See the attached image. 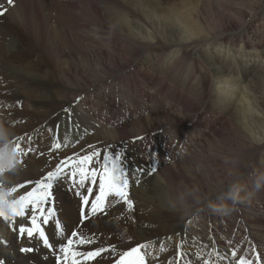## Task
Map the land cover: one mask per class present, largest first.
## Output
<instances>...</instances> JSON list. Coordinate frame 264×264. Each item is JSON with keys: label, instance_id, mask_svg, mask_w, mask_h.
<instances>
[{"label": "bare ground", "instance_id": "obj_1", "mask_svg": "<svg viewBox=\"0 0 264 264\" xmlns=\"http://www.w3.org/2000/svg\"><path fill=\"white\" fill-rule=\"evenodd\" d=\"M255 4L262 5L260 10L262 15L260 17L255 16V20L248 23L245 22L237 28L236 17L239 15V10L242 7L246 8L249 11V15H251L253 12L252 6ZM0 5L7 7V12L0 15V73L4 74L6 70L13 72L16 68H20L29 79H32L30 71L35 65L33 66V62L29 61V56L23 52L26 39L20 32L21 28L26 31L36 28L38 31L37 39L41 40V43L44 42L46 48L55 50L58 56H61L63 54V49H61V42L63 43L62 35H66L65 32L67 31L65 24L68 26L72 24V27H75V21H80V27H75V30L86 31V33L81 35L83 38L88 39V44H84V46L81 44L83 49L76 51L80 53V59L84 64H87V68L92 63L89 52L93 50L96 42L90 38L91 34L100 38L104 37L107 42L114 43L113 34L108 33L110 29H114L120 34L122 47L127 50L129 64L133 60L136 61L138 59L139 61L135 70L123 76V78L121 77L116 82H113L114 79H110L111 87L108 80L104 81L107 85L103 93L107 92V90L110 93L112 89L114 95L116 91H119L117 93L119 101L124 103V105L128 103L136 108L135 114L136 117H139V120H136L133 124L134 129L138 127L139 123L146 126L147 121L144 115H147V112L152 110L163 108L162 100H167V103L170 102L173 105H179L185 117L192 113L191 106H194L198 99L210 97L209 100L212 103L206 106L208 111L206 120H204V117L202 120L196 119L198 125L206 127L201 136L206 135L207 139H209L211 137L209 132L222 136L223 131L219 130L220 128H216L215 125L221 122L220 126L223 125L227 128L231 123L230 129L244 146L259 150L260 153L249 155L258 163V166L263 167L260 171L264 173V0H237L234 5L230 4V0H14L13 5H8L7 0H0ZM240 5L241 8H239ZM230 29L235 32H229ZM41 47L44 51L43 46ZM37 48L39 47L37 46ZM37 55L40 56L39 54ZM18 60L20 62H17ZM72 65L73 63L68 61L63 67L72 70ZM100 70L105 69L100 68ZM77 71L79 72V68H77ZM3 80L6 81L7 79L4 78ZM70 83L78 85L75 82L70 81ZM71 84L68 86L75 88ZM0 88H11V84L5 83V85H0ZM27 88L26 86L25 89ZM147 88H151L152 91L148 92ZM61 89L57 88L53 92L50 91L49 97L65 98L67 96L66 91L64 90V95H62ZM43 92L41 91V94H38L39 99H42L47 93L46 91ZM93 93L79 100L76 98L78 100L76 104L83 110V116L86 115L91 119L96 116L97 98L99 97ZM16 95L21 98V95ZM11 107L15 108L16 106L13 105ZM17 108L19 107L17 106ZM75 111L79 112V109L76 108ZM11 119L12 116L8 119V131L0 130V157L5 161L6 167L10 170L12 176L14 175L13 181L16 184L13 187V191L16 201L27 193L25 185L21 183L27 176L23 172L20 177H15L20 170L18 169L19 167H15L13 161L24 162V158L19 154L18 150L23 131L21 134L15 132L13 126L17 121L11 124ZM150 120L154 121L153 115L150 116ZM164 120L166 125L169 124L168 118H164ZM31 121L28 123L30 126L36 123ZM0 123L1 125H6L4 117L1 118ZM62 125L66 126L67 124ZM97 125V122L93 121L92 126L97 127ZM145 128L148 129L147 126ZM26 130L31 132L29 137H33L32 140L40 136L39 131L35 128L26 127ZM163 130L164 135H169L168 129ZM180 130L181 134H174L172 136L173 139L169 140L168 143L164 140H160V143H166L171 148L179 146L175 145L176 143L178 144L176 139L184 141L182 145L193 139L190 138L186 130L182 128ZM140 131L141 133L146 132L144 129H140ZM76 132H78L77 135L79 134V137L85 134L78 129H76ZM68 133L70 132L60 133L56 141L48 139L50 145L54 146L57 143L60 144L59 142L61 141L64 142L61 143L62 145L58 149H55V155H69V152L76 153L82 146L83 148L85 147L84 144L90 138L89 135L85 134L80 138L79 144H76L73 140L70 142L68 137L66 140L64 134L69 135ZM71 134L75 139L77 135ZM17 136L20 138L15 140ZM84 137V144H82ZM132 137L134 138L130 133L122 134L118 137V142ZM200 139H193L196 144L194 148L198 150L195 151L196 153L203 152L206 149V140L199 142ZM133 140L131 142L134 145ZM210 140L212 139L210 138ZM74 142L76 146H73ZM146 144H149L154 151L142 156V151L148 148ZM157 146L158 141L145 139L132 148V152L137 156L134 158L135 161L125 162L123 160L126 172L131 179L128 181V186L130 187L128 194H131L130 200L133 202L132 206L134 209L130 212H154L155 216L160 218L166 213L183 215L198 210L196 214L191 216L189 224L190 227L202 225L203 230H200L201 233L197 230H191L190 233L186 234L189 242L185 247L188 248L191 255L188 259H183L180 264H193L197 258L200 263L207 260L209 253H212L213 258L221 259L220 264H239L241 259H250L253 264H263L264 254H258L256 249L258 240H260V232H255L260 231V229L255 230L254 227V231L253 227H250L249 231L244 232L243 227H241V233L234 237L235 230L239 231L237 228L239 226L230 224L227 234L220 236V233L213 231L209 227V222L196 218V215L203 208H208L205 203L200 204L198 208L192 207L184 193H175L173 189H169L168 186L170 185L168 182L166 184L159 182L160 176L158 175L155 176L153 181L152 195L146 192L147 185H140L137 188L148 194L147 203L143 202L136 193L131 192L135 185L137 171L143 167L147 170H153L151 163L160 160L161 155ZM24 148H29V146L26 145ZM149 156L151 157L145 159ZM131 166L135 168L132 174L130 173ZM50 168V164L49 166L45 165L44 171L46 172ZM64 171L66 174L70 169L65 167ZM78 179L79 177H77V182ZM256 179H259V176L254 175L252 180L255 181ZM98 183L99 179L97 186L93 188L94 192L93 196L90 197L91 201H94L95 195L98 194ZM89 186L91 185L86 183L84 188H80L73 184V187L79 190L81 196L86 194L85 189ZM256 186L248 191L247 194L251 196L247 202L237 206L242 209H237L238 213L247 212L252 213L254 216L253 223L248 217L242 219L241 226L248 227L250 222L255 225V223H261V220H263L262 217L256 216L254 208H260L264 212V200L261 196L264 194V190ZM237 188L238 185L232 183L225 188V191L232 192ZM225 191L222 190L215 196L220 197L225 194ZM11 197H13L12 194ZM8 199H10V196ZM110 200L111 196L108 197L104 205L109 203ZM182 200L186 202L181 203ZM0 202H4V199H1ZM209 202L218 203L214 199ZM10 205L11 202L9 203ZM120 205H114V208H116L115 212L124 209ZM102 208H104L103 205ZM126 208H129V206ZM99 209L96 213H98ZM71 210L70 206H66L65 211L60 209L58 216L54 217L52 215L49 217L47 230L50 233L51 243L54 246L57 245L56 248L59 247L61 237L60 233L56 231L53 221L58 219L64 236L71 238L70 231L72 232L73 228L77 229L78 221L82 219V215L77 217ZM89 212L93 215L91 210ZM210 212V210L206 211V217L210 215ZM234 215L233 219L236 218L235 212ZM148 218L150 217L148 216ZM186 219L183 221L185 224H187ZM17 220H22L23 224L30 227L28 223L30 222V217L26 214L23 218L17 216V219H14L11 224L12 228L16 229V232L18 230L17 226L20 225ZM6 222L0 217V260H3L4 264H11L6 254L8 251L7 246L12 250L15 249L11 240L14 238V234L10 231V227L6 225ZM151 222L150 219L142 220L140 218L136 225L135 239H133L135 242H131L138 246L140 245L142 250L146 247L148 248L146 259L151 255L157 257L163 249L167 250V247L164 246L166 244L161 243L165 236L164 232L153 226ZM244 223L245 225H243ZM205 228L206 230H204ZM127 233L130 235V230H121L119 232L122 236L127 235ZM193 234H196L195 239L191 236ZM23 237L24 241L17 248L18 251L23 246H30L26 243L28 236L25 234ZM197 238L201 239L196 240ZM2 241H7V245ZM28 242L34 245L31 238ZM15 244L19 243L15 241ZM262 250L264 251V249ZM233 252L236 253L235 257L232 255ZM21 254L23 256L20 257L24 258L27 253ZM57 255H60V253H57ZM46 256L47 261L44 262L37 256L28 255L26 264L30 260H34L39 264H56L55 255L49 253ZM77 259L82 264L83 257H77ZM71 261L72 257L68 256L61 263L71 264Z\"/></svg>", "mask_w": 264, "mask_h": 264}, {"label": "rangeland", "instance_id": "obj_2", "mask_svg": "<svg viewBox=\"0 0 264 264\" xmlns=\"http://www.w3.org/2000/svg\"><path fill=\"white\" fill-rule=\"evenodd\" d=\"M236 2L237 0H230L231 5L236 4ZM3 8L6 9L3 13L7 12V7ZM239 8H241V5ZM261 8L262 5L260 4L253 5V12L249 15L248 9L242 7L239 10V15L236 17L237 28L242 26L245 22L248 23L255 20V16L260 17V15H262V12L260 11ZM75 24L76 28L81 25L78 20L75 21ZM65 26H67V31L65 32L66 35H62L63 43L61 42V49H63V54L61 56H58V53L55 50L46 48L44 42L41 43V40L37 39L36 35H38V31L36 28L27 31L21 28L20 32L26 39L23 52L25 55L29 56V61L33 62V66L35 65V67H33L30 71L32 79H29L20 68H16L13 72L6 70L4 74L0 73V85H5V83L11 84V88H0V120L4 117L6 121V125H1L0 123V130L8 131V119L12 116L11 124H14L15 121H17V123L13 126L14 131L20 134L23 131L18 150L19 154L24 158V162L18 163L14 160L13 164L15 167H19L18 169L20 170L15 177H20L23 172L27 176L26 179L21 181V183L25 185L27 192L34 188V184L29 182L40 180L48 171L54 170L62 160L69 157L72 158V160L69 161V163H71L80 157L91 155L94 152H100V156L94 158V162L92 164L93 166L99 168L104 156L110 154L111 159L116 161L118 166L123 167L126 172L123 160L125 162L135 161L134 158L137 157L136 154L132 152V148L140 144L145 139L155 140L158 141L157 149L161 155L160 160L151 163V166L155 169L154 171L150 169L147 170L144 167L137 171V178L131 192L136 193L143 202L147 203L148 194H153V181L155 176L158 175L160 176L159 182L165 184L168 182L170 185L168 186L169 189H173L175 193H184L186 195V199L190 201L192 207L198 208L200 204L205 203L208 208H203L202 211L196 215V218H200L204 222H209V227L213 231L220 233V236H224L225 233L227 234L230 224L239 226L237 227L239 231L235 230L234 237H237L238 234L241 233V227H243L244 232L249 231L250 227H253V230L254 227L255 230L260 229V231L255 232H260V240H258L259 242L257 244L258 246L256 245V249L258 254H264V251L262 250L264 249L263 210L260 208H254L256 216L262 217L263 219L261 220V223L257 222L255 225L252 224L254 221L252 213L250 214L245 212V214L237 212V209L242 210L237 206L246 203L251 196L247 194L248 191L254 189L256 185H264V173H261L260 171L263 167L261 168L258 166V163H256L252 159V156L249 155L253 153H260L259 150H253L244 146L239 138L234 136L233 131L230 129L231 123L227 128L223 125L220 126L221 122L215 125L216 128H220L219 130L223 131L222 136L215 135L214 132H209L212 140H210V138L207 139L206 135L201 136V133L206 127L198 125L196 119L199 118V120H202L204 117V120H206V115H208L206 106L208 104L211 105L212 103V101L210 102L209 100L210 97L198 99V101L194 103V106H191L192 113L185 117L182 110L179 108V105H173L170 104V102L167 103V100H162L161 102L164 104L163 108L152 110L147 112V115H144L147 121L146 126L151 130L146 131L148 129H146V126L142 123H139L138 127L134 129L133 124L136 120H139V117H136L135 114L137 111L136 108H134V106L132 107L128 103L126 105L121 103V101H119L120 99L117 98V93L119 91H116L114 95L112 89L110 93H108L109 90L105 93H103V91H105L107 85L104 81L108 80L109 86L111 87L112 83H110V79H114L113 82H116L121 77L123 78V76L135 70L139 60H133V62L129 64V61L127 60V50L122 47L120 42V34L116 30L110 29L108 33L113 34L115 38L114 43L107 42L104 37L100 38L91 34L90 38L96 42L93 50L89 52L92 63L91 66L87 68V64H84V62L80 59V53L76 51L83 49L81 44L83 46L84 44H88V39L83 38L81 35L82 33H86V31L79 29V31L75 30L76 28L74 26L72 27V24L70 26L65 24ZM229 32L235 31L230 29ZM35 44L39 48H37ZM41 46H43L44 51ZM68 61L73 63L72 70H68L63 67L68 63ZM17 62H20V60ZM77 68H79V72L77 71ZM100 68L105 70H100ZM4 78L7 80L4 81ZM70 81L78 83V85L76 86L71 84ZM70 84L75 88L68 86ZM26 86L28 87L27 89H25ZM57 88H62V95H64L65 90L67 96L63 99L60 97L50 98L48 95L50 91L53 92ZM41 91L42 93H44L43 91H46L47 93L42 99H39L38 94H41ZM147 91L150 92L152 89L147 88ZM92 93L95 94V96H99L97 98L98 105L94 119H91L86 115L83 116V110L76 104L79 99L84 98L86 95H92ZM16 94H19V96L21 95V98H18ZM13 105L16 107H11ZM17 106L19 108H17ZM76 108L79 109V112L75 111ZM152 115L154 116V121L150 120V116ZM164 118L169 119V124L166 125ZM31 119L36 122L32 126L28 124ZM93 121L97 122V127L92 126ZM62 124L67 125L63 126ZM26 127L37 129L40 136L32 140L33 137H29L31 132L26 130ZM180 128L186 130V132L190 135V138H193L194 140L199 138H201L199 142L206 140L205 151L196 153L195 151L198 150L194 148L196 144L193 139L183 145L182 143H184V141L176 139L178 144L176 143L175 145L179 146H173L171 148H169L166 143H160V140H164L168 143L169 140L173 139L172 136L174 134H181ZM76 129L90 136L85 144V137L82 140V144H84L85 147L83 148L82 146L76 153L69 152V155H55L56 147L54 145H50L48 139L56 141L60 133L69 131V135L64 134V137L66 136V140L68 137L70 142L73 140L76 144H79L80 138L85 134H82L81 137H79ZM140 129H144L146 132L141 133ZM163 129H168L169 135H164L165 133ZM157 132L159 136L157 135ZM71 133L77 135L75 139L71 136ZM127 133L133 135L134 138L124 139L123 141L118 142V137ZM18 138L20 137L17 136L15 140H18ZM132 139H134V145L131 142ZM75 142L73 143V146H76ZM59 143L62 145L61 143L64 142L61 141ZM26 145L29 146V148H24ZM146 146L149 149H144L141 154L142 156L150 154L154 151L149 144H146ZM157 149L155 148L156 151ZM150 157L151 156L146 157L145 159ZM49 164L51 165V168L45 172L44 166H49ZM134 169V166L130 167L131 174ZM254 175L259 176V179L253 181L252 178ZM13 177L14 175L12 176L10 170L7 169L5 161L0 157V200L4 199V202H0V205L4 207L5 211H7L9 203L15 201L13 187L16 183L13 181ZM126 179L127 181L131 180L127 172ZM232 183L238 185L239 189H243L241 191L243 203L237 204L235 206V210L228 215L213 213V207L229 202L227 197L231 196L233 191L227 192L225 191V188L230 186ZM140 185L148 186L145 189L148 194L137 189ZM91 187L94 188L95 186ZM260 188L261 190H264V186ZM126 190L127 199L130 200L131 194H128V191H130L128 184ZM222 190L225 191V194L220 197L215 196ZM51 191L54 197L51 202V210L54 213V217L59 215L60 209L65 211L66 206H70L72 209L71 212H73L77 217L81 215L84 216V222L82 219V222L78 221L77 229L73 228V231L76 229L75 231L78 234L92 239L93 243L79 246L78 248H74V250L88 252L94 251L97 248L106 249V251L102 252L95 258H83L82 264H116L125 252L130 251L134 247L140 248V255L143 256V259L145 258L144 264H180L183 259H188L191 255L188 248L185 247L189 242L186 234L190 233L191 230H197L198 232L203 230V227H201L202 225L192 226V229L189 224L191 216L196 214L198 210L183 215H170L166 213L164 216L158 218L155 216L154 212L132 213L130 211H133V206H131V208H126L128 204H126L124 199L111 196L110 202L103 205L104 208H100L98 213L91 215L89 211L90 205L93 201L90 200L88 206H83V196H81L79 190L73 187V183H70L68 179L63 178L59 183L54 185ZM11 194L13 197H11ZM9 196L10 199L7 200ZM261 196L264 200V194ZM213 199L217 200L218 203L214 204L209 202ZM185 202V200L181 201V203ZM117 204H121L120 206L124 209L115 212L114 210L116 208H114V205L116 206ZM45 208L48 209L49 205H45ZM206 209L211 211L208 217H206ZM30 211L31 209L26 212L28 217H30L28 214ZM234 212L236 213L235 219H233V216H235ZM148 216L150 218H148ZM248 217L252 223L250 222L248 227L241 226L242 219ZM140 218H142V220L150 219L152 221L151 224L156 226L157 229L165 234L161 243L166 244L164 246L167 247V250L163 249L157 257L151 255L146 259V252L148 248L146 247L142 250L140 245L138 246L131 243L132 241L135 242L133 239H135L136 225ZM1 219L4 221L6 220L3 217H1ZM185 219L187 224L183 222ZM6 221V225H9L10 231L14 234V238L11 240L15 249L12 250L7 246L8 251L6 254V256H8V260L11 261V264H26V262H28V255L37 256L44 262L47 261L46 254H49L52 250H48L43 246L38 233H34L31 238L34 245L28 242L30 238H26V243L30 246H23L19 248H32L34 250L26 252L27 254L24 258L20 257L23 256L21 253H25L20 250L19 253L17 250V248L20 247L24 241V237L20 238L19 233V227L23 224V221L17 220V223H20V225L17 226V232L16 229L11 226L13 220L10 219ZM28 223L32 226L30 222ZM37 223L44 230V232H46L51 243V237L49 230H47V224L42 223L39 216L37 218ZM243 225H245V223ZM121 230H130V235L129 233L125 236L120 235L119 232ZM204 230H206V228ZM72 232L70 231V233ZM191 236H193V239L196 238V234ZM190 239H192V237H190ZM199 239L201 238H197L196 240ZM15 241L19 244L16 245ZM56 246L57 245H53V248H56ZM44 252H46L45 256ZM54 258L56 259L55 256ZM205 261H208L209 264H220L221 259L213 258L212 253H209L207 260L199 263L197 258L193 264H205ZM27 264L39 263L34 260H30Z\"/></svg>", "mask_w": 264, "mask_h": 264}, {"label": "snow or ice", "instance_id": "obj_3", "mask_svg": "<svg viewBox=\"0 0 264 264\" xmlns=\"http://www.w3.org/2000/svg\"><path fill=\"white\" fill-rule=\"evenodd\" d=\"M13 3L14 0H7L8 5H13ZM4 11H6V9L3 8V5H0V15H2ZM55 147L58 149L60 144L57 143ZM99 156L100 152H94L91 155L80 157L70 164L69 161H71L72 158H65L54 170L48 171L43 178L38 181L29 182L34 184V188L25 195L19 197L18 200L12 202L7 211L0 205V217L14 221V218L17 216L23 218L30 208L31 211L28 214L32 227L21 224L19 227L20 238H23L25 234L28 238H32L34 233H38L43 246L51 249L52 254L55 255L56 264H61V261L68 256L72 257L71 264H80L77 257L95 258L99 256L102 252L106 251V249L97 248L94 251L88 252L75 251L74 248L91 244L93 240L78 234L75 230L71 233V238L65 237L58 219L54 220L53 223L56 231L60 233L61 239L59 247L53 248L47 234L37 223L38 216L41 218L42 223H49V217L54 214L51 210V202L54 199L51 190L54 185L59 183L63 178L68 179L70 183L80 188H84L86 183H89L91 186H97V179H99L98 194L95 195L94 201L90 205V210L93 214L96 213L99 208H102V205H104L109 196L124 199L129 208H131L133 202L127 199L126 188L128 181L126 179L125 170L123 167L118 166L116 161L111 159L110 154L104 156L99 168L90 167L94 162V158ZM65 167L70 169L66 174L64 171ZM154 170L155 169H153V171ZM77 177H79L78 182ZM91 186L87 187L86 194L82 197L83 206H88L90 197L93 196V187ZM45 205H49V208L46 209ZM81 218L83 219V215ZM2 242L7 245V241ZM33 250L32 248L20 249L21 252L25 253ZM57 253H60V255H57ZM232 255L235 257L236 253L233 252ZM0 264H4V261L0 260ZM116 264H144L143 256L140 255V248L134 247L130 251L125 252ZM205 264H209V262L205 261ZM239 264H253V261L250 259H241Z\"/></svg>", "mask_w": 264, "mask_h": 264}, {"label": "clouds", "instance_id": "obj_4", "mask_svg": "<svg viewBox=\"0 0 264 264\" xmlns=\"http://www.w3.org/2000/svg\"><path fill=\"white\" fill-rule=\"evenodd\" d=\"M264 185H257V188H260ZM241 189L237 188L233 191V194L228 197V203L218 205L212 208V211L219 215H228L235 210L237 204L243 203V197L241 196Z\"/></svg>", "mask_w": 264, "mask_h": 264}]
</instances>
